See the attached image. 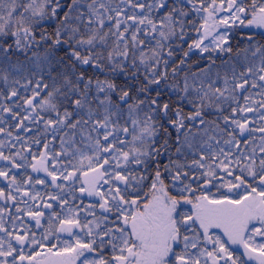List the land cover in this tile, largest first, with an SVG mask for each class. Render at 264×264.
I'll return each mask as SVG.
<instances>
[{
    "label": "snow or ice",
    "instance_id": "obj_1",
    "mask_svg": "<svg viewBox=\"0 0 264 264\" xmlns=\"http://www.w3.org/2000/svg\"><path fill=\"white\" fill-rule=\"evenodd\" d=\"M0 264H264V0H0Z\"/></svg>",
    "mask_w": 264,
    "mask_h": 264
}]
</instances>
